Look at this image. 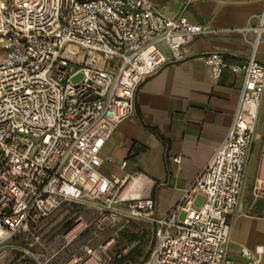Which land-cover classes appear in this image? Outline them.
Instances as JSON below:
<instances>
[{"label":"built area","instance_id":"obj_1","mask_svg":"<svg viewBox=\"0 0 264 264\" xmlns=\"http://www.w3.org/2000/svg\"><path fill=\"white\" fill-rule=\"evenodd\" d=\"M231 29L246 40L254 33L244 64L228 65L217 51L201 57L214 78L226 66L242 73L232 121L180 198L156 213L142 185L125 188L134 174L101 172V149L134 113L139 84L215 29L151 0H0V264L22 256L31 264H110L128 247L108 253L113 237L94 241L133 218L146 219L155 239L141 264H234L226 252L230 217L264 98V63L255 56L264 5ZM258 198L260 175L251 186V200ZM19 232L23 244L13 241ZM262 251L242 246L240 255L262 264Z\"/></svg>","mask_w":264,"mask_h":264},{"label":"crops","instance_id":"obj_2","mask_svg":"<svg viewBox=\"0 0 264 264\" xmlns=\"http://www.w3.org/2000/svg\"><path fill=\"white\" fill-rule=\"evenodd\" d=\"M151 1L168 15L181 13L192 22L206 23L215 29L196 36L184 46L181 60H169L139 84L134 113L116 126L101 149V172L116 177L124 172L134 174L125 188L142 185L140 194L149 195L153 211L162 213L175 204L209 160L232 121L237 101L242 73L226 66L214 78L201 56L217 51L228 65L244 64L254 33L247 32L246 40L241 32L231 28L243 26L249 16L258 14L264 0ZM256 21V16L251 17L252 23ZM161 48L169 57V50ZM255 56L264 63V40L258 43ZM259 108L238 202L230 217L226 252L234 264H245L240 255L242 246L253 249L258 245L263 249L264 264V198L251 200L254 178H264V157L260 153L264 112H259ZM198 199L201 195H197ZM122 239L128 248L136 243ZM13 241L23 244L22 234L19 232ZM133 263L136 261L129 264ZM16 264H31V260L22 256Z\"/></svg>","mask_w":264,"mask_h":264},{"label":"rangeland","instance_id":"obj_3","mask_svg":"<svg viewBox=\"0 0 264 264\" xmlns=\"http://www.w3.org/2000/svg\"><path fill=\"white\" fill-rule=\"evenodd\" d=\"M81 77V75H77L74 77V81H77L79 78ZM259 112H264V100L262 101L260 108H259ZM200 202V200H196V204H198ZM60 222L58 221V223L55 225L56 226V231L59 232V230H62L63 225L59 224ZM115 227L113 226H108L106 227L97 237V239L94 241V243H100L102 241H107L110 238L113 237V240L111 241V243L105 248L104 251L108 252V253H112L114 251H118L119 249L123 248L126 244L128 243H124L122 240V237H126V234H130V233H135L136 235H143L144 236V244H143V252L147 251L149 248L151 249L153 246H150V239L152 238L154 239V236L152 235V225L146 221V219L144 218H133L131 220V222L129 223L128 226H125L123 228H121L117 234L114 233ZM120 231L122 232V234H120ZM119 234L121 235V237L119 236ZM149 249V251H150ZM149 254V253H148Z\"/></svg>","mask_w":264,"mask_h":264},{"label":"trees","instance_id":"obj_4","mask_svg":"<svg viewBox=\"0 0 264 264\" xmlns=\"http://www.w3.org/2000/svg\"><path fill=\"white\" fill-rule=\"evenodd\" d=\"M126 235L127 236L125 238L127 239V241L136 240V243L130 248H128L126 252L121 253L117 257H114L110 264H129L130 262L132 263L133 261H136V263L133 264H141L148 257L150 248L145 252H143L142 250L144 244V240H143L144 236L141 234L136 235L135 233H130L129 235L128 234ZM151 245L152 246L154 245V240L152 238L150 239V246ZM135 256H137L136 259H134Z\"/></svg>","mask_w":264,"mask_h":264},{"label":"bare ground","instance_id":"obj_5","mask_svg":"<svg viewBox=\"0 0 264 264\" xmlns=\"http://www.w3.org/2000/svg\"><path fill=\"white\" fill-rule=\"evenodd\" d=\"M132 182V181H131Z\"/></svg>","mask_w":264,"mask_h":264}]
</instances>
